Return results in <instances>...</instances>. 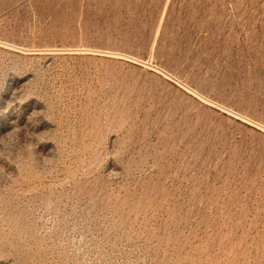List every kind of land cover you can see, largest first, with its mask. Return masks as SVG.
Masks as SVG:
<instances>
[{
    "label": "rangeland",
    "instance_id": "obj_1",
    "mask_svg": "<svg viewBox=\"0 0 264 264\" xmlns=\"http://www.w3.org/2000/svg\"><path fill=\"white\" fill-rule=\"evenodd\" d=\"M0 264H264V0H0Z\"/></svg>",
    "mask_w": 264,
    "mask_h": 264
}]
</instances>
